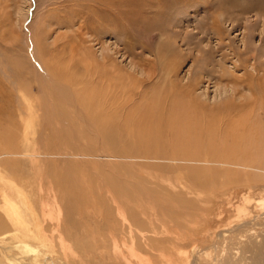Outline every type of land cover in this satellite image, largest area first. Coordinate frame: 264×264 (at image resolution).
Instances as JSON below:
<instances>
[{
    "label": "rangeland",
    "instance_id": "1",
    "mask_svg": "<svg viewBox=\"0 0 264 264\" xmlns=\"http://www.w3.org/2000/svg\"><path fill=\"white\" fill-rule=\"evenodd\" d=\"M263 149L264 0H0V264H255Z\"/></svg>",
    "mask_w": 264,
    "mask_h": 264
},
{
    "label": "bare ground",
    "instance_id": "2",
    "mask_svg": "<svg viewBox=\"0 0 264 264\" xmlns=\"http://www.w3.org/2000/svg\"><path fill=\"white\" fill-rule=\"evenodd\" d=\"M41 47V46H40ZM37 50V49H36ZM38 51V50H37ZM36 54V53H35ZM35 57H37V55H34ZM42 66H44V63L43 64H41ZM42 70H43V73L44 74H46V76L48 77V79H49V82H47V80H45V79H42V81L44 80L45 82L44 83H42V87H40V89L41 88H44V89H47V93L48 92H50V94H51V92H52V90L50 89V87L48 86V83H49V85L51 84L50 82H55L56 84H59L60 85V82L58 83L57 81H56V76H54V77H52V74L48 71L47 73H46V69L44 68V67H42ZM41 83V82H40ZM68 83V82H67ZM52 85V84H51ZM66 86H67V84H65ZM64 85V86H65ZM53 86V85H52ZM64 86L63 85H60V87L59 88H64ZM65 86V87H66ZM248 87V86H247ZM56 89V88H55ZM68 88L66 87V90H67ZM54 90V89H53ZM66 90H65V92H66ZM59 93H61V92H59ZM49 94V95H50ZM52 95V94H51ZM50 95V96H51ZM63 95H64V93H63ZM66 95V94H65ZM173 101V100H172ZM176 101V100H175ZM175 103V102H174ZM173 105V104H172ZM171 105V106H172ZM175 105V104H174ZM177 108V107H176ZM208 109V108H207ZM180 112V111H179ZM186 114V113H185ZM172 115V114H171ZM173 116V115H172ZM166 128V127H165ZM179 129V128H178ZM176 131H177V128H176ZM263 151H264V149H263ZM263 153V152H262ZM251 156V155H250ZM258 158V157H257ZM255 159V158H254ZM253 159V160H254ZM262 160H264V156L262 155ZM260 162H262V161H260ZM210 163V162H209ZM218 163V162H217ZM223 163V162H222ZM264 163V162H263ZM261 166V165H260ZM259 166V167H260ZM242 167V166H241ZM252 167H254V166H248V165H243V168H245V170L247 169V168H252ZM263 168L262 169H264V166H262ZM189 172H191L192 173V171L191 170H189ZM171 173V172H170ZM201 173V172H200ZM243 173V172H242ZM230 174V173H229ZM244 174V173H243ZM231 175H232V173H231ZM233 178V177H232ZM232 178H231V180H232ZM229 179H230V177H229ZM230 180V181H231ZM188 184V183H187ZM190 185V184H189ZM187 188V187H186ZM154 197V196H153ZM145 198V197H144ZM137 199V198H136ZM130 200V199H129ZM135 201V200H134ZM120 202V201H119ZM154 202H155V200H154ZM131 220V219H130ZM262 236V235H261ZM250 239H252V238H250ZM260 240H261V243L260 244H258L256 247L254 246V251H252L253 252V254H254V262H255V264H264V238H263V236L262 237H260ZM251 241H253V240H251ZM254 244V243H253ZM251 245V244H250ZM245 246V245H244ZM251 246H253V245H251ZM246 247H247V245H246ZM244 251V250H243ZM250 256V255H249ZM251 257V256H250Z\"/></svg>",
    "mask_w": 264,
    "mask_h": 264
}]
</instances>
